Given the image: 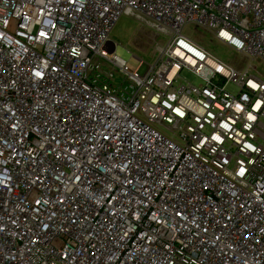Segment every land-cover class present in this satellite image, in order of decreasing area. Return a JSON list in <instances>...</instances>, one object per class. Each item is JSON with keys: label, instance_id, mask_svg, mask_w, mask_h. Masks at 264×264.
Wrapping results in <instances>:
<instances>
[{"label": "built area", "instance_id": "obj_1", "mask_svg": "<svg viewBox=\"0 0 264 264\" xmlns=\"http://www.w3.org/2000/svg\"><path fill=\"white\" fill-rule=\"evenodd\" d=\"M190 23L264 67V0H0V264H264V73Z\"/></svg>", "mask_w": 264, "mask_h": 264}, {"label": "rangeland", "instance_id": "obj_2", "mask_svg": "<svg viewBox=\"0 0 264 264\" xmlns=\"http://www.w3.org/2000/svg\"><path fill=\"white\" fill-rule=\"evenodd\" d=\"M182 33L192 40L198 41L212 57L224 64L244 69L249 64L258 65L259 71L264 73V67L259 59L251 60V57L247 54H241L233 50L216 40L208 30L190 23L183 27ZM110 41L112 53L127 62L130 69H138L142 72L154 63L156 59L154 48L157 44L163 43L165 39L161 35H157L148 25L140 23L132 16L122 14L110 33ZM139 60L143 62L140 66H138ZM175 72V70H172L171 74L174 75ZM175 83L177 85H196L200 83V79L193 73L183 69L176 76ZM228 89L233 92L236 91V88L232 85H229ZM168 134L170 135V133Z\"/></svg>", "mask_w": 264, "mask_h": 264}]
</instances>
